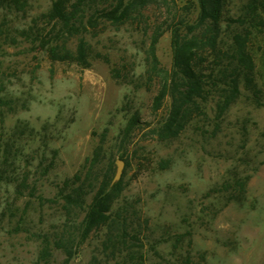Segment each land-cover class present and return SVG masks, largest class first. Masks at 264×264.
<instances>
[{
	"label": "rangeland",
	"instance_id": "374dc122",
	"mask_svg": "<svg viewBox=\"0 0 264 264\" xmlns=\"http://www.w3.org/2000/svg\"><path fill=\"white\" fill-rule=\"evenodd\" d=\"M242 1L230 0L231 14ZM52 2L29 0L24 12L0 0V264H66L60 251L44 263L42 240L66 223L75 229L59 188L99 144L114 175L116 160L125 162L113 211L128 220L93 229L67 264H264V104L242 84L222 115L209 97L178 136L164 137L168 101L153 110L159 85L149 79L146 51L170 11L151 7L143 19L92 30L83 67L20 36ZM251 50L264 91L258 42ZM156 54L170 69L169 30ZM135 113L140 124L126 136Z\"/></svg>",
	"mask_w": 264,
	"mask_h": 264
},
{
	"label": "trees",
	"instance_id": "16d2710c",
	"mask_svg": "<svg viewBox=\"0 0 264 264\" xmlns=\"http://www.w3.org/2000/svg\"><path fill=\"white\" fill-rule=\"evenodd\" d=\"M28 1L1 0L9 10L24 12ZM177 1L53 0L50 9L33 18L20 36L44 49L53 60H69L88 67L92 44L87 36L92 30L106 23L124 25L143 19L151 7L165 8L170 15L152 28L146 51L149 79L159 85L153 110L158 111L168 101L167 115L159 124L160 135L178 136L187 118L209 97L218 115H222L241 95L242 84L248 97L263 105L264 91L256 79L251 48L258 42L264 66V0H243L234 15L228 8L230 0H186L180 8ZM167 30L171 32L173 48L170 69L160 66L156 54V44ZM140 121L139 113L133 114L125 135H130ZM114 167L115 161L105 159L99 144L81 169L60 186L59 199L68 214L74 212L75 229L68 232L66 223L53 238L42 240L40 259L44 263L60 251L66 255L67 264L93 229L109 220H128L123 211H113L123 191V181L114 180ZM79 213H83L81 219Z\"/></svg>",
	"mask_w": 264,
	"mask_h": 264
},
{
	"label": "water",
	"instance_id": "95a60500",
	"mask_svg": "<svg viewBox=\"0 0 264 264\" xmlns=\"http://www.w3.org/2000/svg\"><path fill=\"white\" fill-rule=\"evenodd\" d=\"M116 163H117V172H116L114 180L118 181V180H120V178L122 176L125 162L123 159H117Z\"/></svg>",
	"mask_w": 264,
	"mask_h": 264
}]
</instances>
